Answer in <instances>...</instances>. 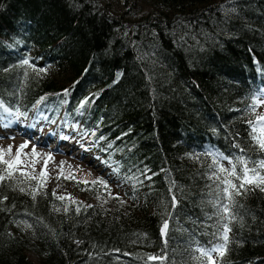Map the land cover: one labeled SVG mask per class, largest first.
Returning <instances> with one entry per match:
<instances>
[{
  "label": "trees",
  "instance_id": "1",
  "mask_svg": "<svg viewBox=\"0 0 264 264\" xmlns=\"http://www.w3.org/2000/svg\"><path fill=\"white\" fill-rule=\"evenodd\" d=\"M262 89L264 0H0V123L44 111L110 167L0 164V264H211L225 224L216 263L264 264V191H223L264 175Z\"/></svg>",
  "mask_w": 264,
  "mask_h": 264
},
{
  "label": "rangeland",
  "instance_id": "2",
  "mask_svg": "<svg viewBox=\"0 0 264 264\" xmlns=\"http://www.w3.org/2000/svg\"><path fill=\"white\" fill-rule=\"evenodd\" d=\"M257 99L262 102L257 104V110L261 116H264V89ZM22 116V115H21ZM46 113L41 111L37 114L25 118L21 121L15 115H11L7 120V125L0 123V149L7 150L11 146V152H17V149L21 145H25L21 150L20 160L21 163L18 165L24 169L29 170L32 174L40 176L41 172L45 169V160H48V156L51 155L52 159L48 160L46 166V175L42 177L44 183L55 187L58 190L64 188H70L73 191L76 190V185L70 179H66L65 176H70L73 171L79 169H85L86 172L90 173L91 176H103L104 173L110 168L103 169L101 162L99 161V155L91 151L86 145L85 137L77 138V126L68 125L65 120H62L60 124L51 126L48 129L44 124L46 119ZM49 122L48 120H45ZM15 124H14V123ZM19 122V123H18ZM25 122L27 128L24 127ZM16 123L21 125H16ZM2 124V125H1ZM11 124V128H10ZM8 129H7V128ZM15 128V129H13ZM32 128V131L30 130ZM52 133L50 138H47L49 133ZM260 138H264V121H260L259 125ZM33 149L37 155L33 156ZM221 159V157H219ZM33 161L35 163L33 164ZM63 162V164L61 163ZM220 166L228 168L229 166L222 163ZM64 171V173H62ZM76 177V176H75ZM219 245L214 248L205 249L204 252L208 253L211 264H217L216 259L220 255L219 251H214ZM33 260L36 259V255L28 254Z\"/></svg>",
  "mask_w": 264,
  "mask_h": 264
},
{
  "label": "snow or ice",
  "instance_id": "3",
  "mask_svg": "<svg viewBox=\"0 0 264 264\" xmlns=\"http://www.w3.org/2000/svg\"><path fill=\"white\" fill-rule=\"evenodd\" d=\"M24 64H28V61L25 60L23 62ZM41 71H43V69H41ZM67 91V90H65ZM42 100L44 99L43 97L41 98ZM262 101L259 99H255L254 100V106L256 104L261 103ZM84 102H82L83 104ZM0 107H3V102L0 101ZM5 111H8V109H4ZM18 115H23V113H17ZM258 121H264V116L262 117H258L257 118ZM103 139V138H101ZM258 143L261 149H264V138H258ZM26 147L25 145H21L19 149H17L15 158L12 159H6L5 156L7 154H10L11 152V146H9V148L5 151V150H0V164H4L6 166L5 168V173L7 174V176H12L13 171H15L17 169V166L21 163L20 160V155H21V150ZM33 156L37 155V153L35 152V149H33ZM52 157L51 155L48 156V160H51ZM48 160H45V169L41 172V176L44 177L46 175V166L48 163ZM242 163L245 164V167L243 169V172L241 175L237 176V171H236V166L233 165L232 170L230 172H228V176L231 177H237L241 183L237 186L236 184H233L232 181L230 179L225 178L224 183L227 185V187H225L223 189V191L225 193H228V199L229 201L232 200L233 194L235 195H239L240 194V189L245 188L246 185H254L256 187H259L261 191H264V175H261L256 168H252L249 169L246 164V161H241ZM35 163V161H33V164ZM63 164V162H61ZM259 168H264V161H260L259 162ZM220 172H226L227 170L224 169L223 167H221L219 169ZM250 173H252V175H250ZM215 175V174H214ZM66 179H72L73 177L71 176H67L65 177ZM5 179V175L0 174V180ZM99 182L101 184H104L105 187H107L106 182L103 180H99L98 181H93V183ZM85 183H87V181H85ZM232 190V191H230ZM21 191H23V189H21ZM59 199H64L63 196L59 197ZM69 199H71V197H69ZM224 207V211L228 212L229 210V206L226 204L223 206ZM235 217H233L234 219ZM30 227V225H28ZM167 229V222H165L164 227L162 228V234L165 232V230ZM230 231V229L228 228V225L225 224L224 225V232H223V239L225 241V244L219 245L217 249H214V251H219V254L221 256H223L225 254L226 251V242L228 241V232ZM201 251L204 253V255H208L207 252H204L203 249H201ZM150 259H156V257H150Z\"/></svg>",
  "mask_w": 264,
  "mask_h": 264
}]
</instances>
